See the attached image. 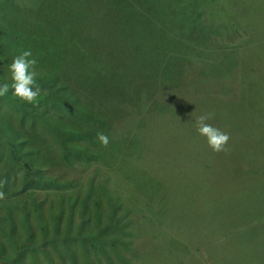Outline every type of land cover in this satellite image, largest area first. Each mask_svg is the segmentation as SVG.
Masks as SVG:
<instances>
[{
  "label": "rangeland",
  "instance_id": "374dc122",
  "mask_svg": "<svg viewBox=\"0 0 264 264\" xmlns=\"http://www.w3.org/2000/svg\"><path fill=\"white\" fill-rule=\"evenodd\" d=\"M215 1L212 10L208 5L199 15L203 25H199L195 11L198 7L183 0H122V7L89 16L86 24H92L82 27L77 21L75 31L83 43L89 44L90 35L100 34L98 39L104 45L95 48V53L114 44L130 48L131 53H125L120 61L122 66L110 70L105 79L88 69L86 58L77 52L61 53L58 47V52L35 54L52 64L56 74L73 78H69L70 101L56 93L63 83L59 77L48 75L49 80L38 75L35 86L43 89L45 81L46 86L56 89L50 95H57L42 101L49 108L40 105L41 95L39 110L46 109L41 112L50 118L97 125V119L77 109L80 105L104 121L109 131H101L109 143L105 148L86 136L80 141L91 147L88 155L75 154L74 150L64 156L56 127L46 124L44 116L35 122L21 119L10 97L0 96V192L4 193L0 199V243H9L6 209L4 213L1 209L9 201L6 194L18 193L16 188H23L26 172L31 175L29 172L37 171L35 176L49 177L53 182L47 184L49 188H35L36 198L28 196L36 202L53 198L58 191L84 195L93 183L95 207L78 210L75 224L85 230L74 229L108 231L115 222L117 230L125 218L132 231L141 234L133 245V264H264V45L256 42L247 50L254 54L258 73L249 94L257 109L244 98L246 94L239 106L224 105L226 100L237 101L236 90L226 94L234 75L224 76L225 67L219 66H224L230 55L241 53L239 41L248 40L247 36L259 39V25L249 23L251 29L241 28L237 15L242 10L237 9L246 6L245 13L248 10L250 17L263 20L264 0ZM7 5L8 0H0L1 8ZM153 30L162 35L159 42L149 38ZM169 41L174 49L168 53L176 51L175 59L167 53ZM211 41L223 46L227 43L218 53L199 49L200 42ZM189 49L198 56L190 55L186 61L184 51ZM158 55L165 56L157 61ZM128 56L133 61L125 67ZM99 58L93 66L104 76ZM3 61L8 63L9 58L3 57ZM177 74L179 81L174 79ZM205 113L213 114L209 124L230 136L226 151L213 152L198 135L195 121ZM14 140L23 142L15 147ZM96 148L106 159L96 154L98 150L94 152ZM20 158L33 164L26 169L19 165ZM105 175L108 180L104 182ZM203 183L206 185L200 189ZM104 186L111 193L108 201ZM89 203L93 205L91 200ZM122 203L130 205L128 213L122 212ZM153 214H157L156 222ZM84 215L86 222L82 221ZM74 244L79 247L78 241ZM25 259L31 262L28 255Z\"/></svg>",
  "mask_w": 264,
  "mask_h": 264
},
{
  "label": "trees",
  "instance_id": "16d2710c",
  "mask_svg": "<svg viewBox=\"0 0 264 264\" xmlns=\"http://www.w3.org/2000/svg\"><path fill=\"white\" fill-rule=\"evenodd\" d=\"M183 1L185 3L186 1L189 3L192 2L198 7L195 11L198 15L199 25L204 24V22H200L199 15H202V12L208 5L212 10L213 5L216 2L215 0H211L210 2H208V0H200V3L199 0ZM117 7H122V0H30L29 2H23L22 0H8L7 7H0V85L5 82L11 83L9 80L8 66L12 63L13 58L21 54L23 51H31L32 58H35L37 61L35 66L37 76L44 77V79L48 75L59 77L58 80L61 81V83L63 81V83L57 88L56 93L65 95L64 98L66 99L63 98L62 100L70 99L69 97L72 94L69 91L71 90L69 78L71 77L67 74H56L52 64L49 65L48 63H44V60L35 56L36 53L41 54L47 50L58 52V47L60 49L59 51H62L61 53L77 52L83 55L87 60L88 69L92 70L94 74H98L99 78L105 79L110 70L120 65L122 66V62L120 61H122V58L123 60L125 59V53H131L129 52L130 48H122V44H114V46L112 45V48L109 45L107 46V50H96L97 53H95V48L104 45L99 40L100 34L97 33L90 35L88 38L89 44L83 43L76 34L75 23L78 21L80 26L85 27L92 24V21L87 24L86 22L89 21V16H92L93 13L95 15L102 10L105 12H111ZM175 10L179 15L182 13V10L180 9ZM171 14H173V11L169 13V15ZM57 28L58 30H56ZM160 37H162V35H157L156 30H153L149 38L156 39L159 42ZM59 40L62 41L60 42ZM224 43L226 45L227 42L225 41ZM225 45L223 46L212 41L208 44L200 42L199 49L205 52L218 53L219 50H224ZM253 45L254 44L251 46ZM80 46L82 49L86 48L88 51H81L79 48ZM190 47H192V45ZM172 49L174 48H172L169 41L167 53ZM174 53L176 54L177 52L175 51ZM175 54H172L173 59L177 58ZM184 54L187 55L185 58L186 61L190 58V55L193 57L198 56L197 52L192 49L184 51ZM117 55L121 56L119 60H116ZM164 56L165 55H158L157 61ZM200 56L204 55L202 54ZM3 57L9 58V62L7 63L3 61ZM97 57H100L99 59L101 61H99V70H104V76L93 66ZM232 57L235 58V55H230L224 66L219 63V66L222 69L225 67L223 72L224 76H229L236 65V59H233ZM132 61V57L128 56V63L125 67H128ZM251 63H253V61H251ZM250 69L255 71L254 68ZM220 74L222 75V73ZM216 76H219V73L216 74ZM71 79L73 80V78ZM174 79L179 81V75L177 74ZM216 79H214L215 82H217ZM42 83V88H44L40 89L41 95H43L40 105L49 108L42 101L46 102L49 101L50 98H56L57 95H50V93L56 89L46 86L44 84L45 81ZM243 83L244 85L249 83V86L247 87L248 91L241 93L242 96H240V102L246 94L247 96H244V98L248 99L257 109L256 101L249 97L250 92H253L252 89H254L257 82H254L252 76H250L248 79L243 80ZM50 84L54 85L52 82ZM132 93L133 90H130L128 93L131 98L134 96H132ZM7 95L13 101V106L18 109L21 119L26 117L35 122L36 120L41 121L40 117L43 118L44 116L46 118V124L50 125L52 128L56 127L58 129V139L62 140L59 141L61 146L60 152L64 156H69L70 151L73 153L74 150L77 152H75V154L88 155L92 149L91 147L89 148L85 146L80 139L88 136L92 137V140L95 142L97 140V134L99 132L103 133L101 130L104 132L109 131L105 129V123L102 119H98L90 112H86L80 105H77V109L84 111L87 115L97 119V125H83L82 123L75 122L74 119L65 117L63 119L50 118L51 116L46 114V112H41V110L46 111V109L39 110V105L34 107L32 104L21 102L14 98L11 89ZM41 95L39 98H41ZM206 96L209 95L207 94ZM226 101L230 102V100ZM14 142L13 145L19 147V145H21L20 142H23V140H14ZM96 150H98V153L96 154H100V156L103 155L102 152H99L101 151L100 149L96 148L94 149V152H97ZM102 158L106 159L103 156ZM31 164H33V162L30 159L20 158V166L28 169ZM26 169H24V172ZM29 173L31 175H27L26 172L25 176L27 179L24 182V186L23 182H21L23 188H16V190H18V193H15L16 196L8 192L6 198L9 201L1 206L3 213L4 209H6L5 214L7 217L5 216V219L9 226V243L8 245L5 241L0 243V264H11L10 260L13 264H133L130 259L131 257H136L134 256L133 245L136 244L141 234L139 231H136V233L133 232L129 227V223H126L125 218H122V228L117 230L116 227L114 228L116 225L115 222V225L111 226L108 231L94 232L89 229L88 231L83 232L74 229L79 228L85 230L82 225L75 224V217L79 212L78 210L81 209V212H83L88 209V211H90V206L95 207L93 202L96 195L93 198V188H95L93 183H90L91 185L84 195L78 193H69L68 195H65V193L58 191L53 198L36 202L32 198L29 200L28 196L32 194L31 196L36 198L34 196L35 188L40 186L49 188L47 184L53 182V180L49 177L35 176L38 174L37 171H31ZM105 180H108L106 175L104 182ZM2 186H5L4 189L7 188V184L4 182H2ZM103 190L105 192L106 200L108 201L111 193H108V189L105 186ZM89 200L92 201L93 205H90ZM86 203H88V206ZM14 208L19 211L14 213ZM113 209L115 210L117 208L113 205ZM130 210V205L122 203L123 213H128ZM152 216L153 222H156L155 218L157 217V214H153ZM115 217L121 218V215H115ZM82 221L86 222L85 215L82 217ZM75 238H77L75 241L79 242V247H76L74 244ZM8 246L10 247V250L8 249ZM27 255L31 260L30 263L25 261Z\"/></svg>",
  "mask_w": 264,
  "mask_h": 264
},
{
  "label": "clouds",
  "instance_id": "9594fccd",
  "mask_svg": "<svg viewBox=\"0 0 264 264\" xmlns=\"http://www.w3.org/2000/svg\"><path fill=\"white\" fill-rule=\"evenodd\" d=\"M36 63V59L32 58L31 51H23L15 56L12 63L8 66L11 83L5 82L0 85V96H5L11 89L14 98L21 102L32 104L34 107L38 106L41 91L38 86H35L37 77ZM212 118V113L198 116L195 121L196 131L198 135L205 138L207 145L213 152L226 151L230 136L209 124L208 121ZM97 140L103 147H107L109 143V138L104 133H98ZM3 198L4 193L0 192V199Z\"/></svg>",
  "mask_w": 264,
  "mask_h": 264
},
{
  "label": "crops",
  "instance_id": "0c3cea01",
  "mask_svg": "<svg viewBox=\"0 0 264 264\" xmlns=\"http://www.w3.org/2000/svg\"><path fill=\"white\" fill-rule=\"evenodd\" d=\"M241 12V14L237 15L239 20L243 23L242 27L247 28L248 30L251 29V27L249 26V23H256L259 26L257 28H259L258 32V38L259 39H250V36H247L246 39H244V41H239V44L242 46V50L241 53L239 54L238 52L235 53V58L236 59V65L235 67L232 69V74L234 75V80L233 83L228 85V92L226 94H232L234 90H236V99L237 101L233 102V101H225L224 105L225 106H231L232 104H236L239 106V102H240V96L241 93L248 91V84L243 83V80L248 79L250 76H252V78L254 76H256L258 73L256 71H252V69L250 68H254L252 66H254V54L250 51V53L247 51L250 46L252 44H255L256 42L264 45L262 42L264 41V15H263V20H258L256 18H252L250 17V15L248 14V10L247 13L246 12V6H242L239 7V9H237V11ZM245 13V14H243ZM234 21V20H233ZM249 31L247 32V35H249ZM253 41V42H252ZM251 61H253V63H251ZM251 64V65H250ZM209 96H206V98H208ZM206 184H201L199 186L200 189H203L205 187Z\"/></svg>",
  "mask_w": 264,
  "mask_h": 264
}]
</instances>
